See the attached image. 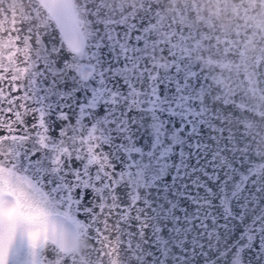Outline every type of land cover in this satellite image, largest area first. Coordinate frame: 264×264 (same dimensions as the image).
<instances>
[{
  "label": "water",
  "instance_id": "obj_1",
  "mask_svg": "<svg viewBox=\"0 0 264 264\" xmlns=\"http://www.w3.org/2000/svg\"><path fill=\"white\" fill-rule=\"evenodd\" d=\"M69 4L77 49L42 0H0V67L27 68L54 139L91 135L111 170L94 174V222L58 205L77 237L49 238L55 264H264V0ZM16 159L0 156V196L23 209L41 191Z\"/></svg>",
  "mask_w": 264,
  "mask_h": 264
},
{
  "label": "snow or ice",
  "instance_id": "obj_2",
  "mask_svg": "<svg viewBox=\"0 0 264 264\" xmlns=\"http://www.w3.org/2000/svg\"><path fill=\"white\" fill-rule=\"evenodd\" d=\"M53 11L63 18L62 28L69 39L78 43L70 12L59 3L54 4ZM4 34L11 37L8 43L12 46L20 45L23 40L14 29L6 30ZM64 59H67V53L61 52V61ZM23 72L25 75L17 78L11 75V69L5 72L0 67V156L9 151L14 153L17 164L31 175L41 195L23 209L9 208L0 200V264H14V261L15 264H55L59 257L55 243L49 242V233L62 230L57 219L58 205L74 208L76 217L82 218L78 220L87 221L92 216L91 212L85 213L92 207L94 199V174L100 175L97 169L111 170L91 135L82 136L67 146L54 139L59 137L61 125L47 124L43 109L29 106L34 97L26 84L28 69ZM94 157L99 160L98 164ZM86 164L88 168H85ZM5 179L0 173V184ZM100 183L103 179L96 181L97 185ZM92 219L94 222L95 217ZM104 226H107L106 220L102 225L90 228L94 243H100ZM25 253L29 257L27 260L23 258Z\"/></svg>",
  "mask_w": 264,
  "mask_h": 264
},
{
  "label": "rangeland",
  "instance_id": "obj_3",
  "mask_svg": "<svg viewBox=\"0 0 264 264\" xmlns=\"http://www.w3.org/2000/svg\"><path fill=\"white\" fill-rule=\"evenodd\" d=\"M42 1L48 7V9L51 11V13L55 16V18L59 22L61 28L63 26V18L58 17L56 15V13L53 11L54 4L59 3V5L61 7L65 8L68 12H70L71 19H72L73 15H72L70 4H69L68 0H42ZM72 22H73V19H72ZM73 25H74V31H75L76 35L79 37L77 30H76V27H75V24L73 23ZM62 30H63V28H62ZM63 32H64L66 40L70 43V45L72 47L76 48L80 42V38H79V42L77 43L76 41L69 39V36H68L66 31L63 30ZM84 72L85 71L83 70V73ZM0 200L5 202V204L9 208L16 209L14 201L10 196L2 195V196H0ZM57 219L59 220L60 224L62 225V230L50 232L49 238L56 241L62 248H67V247L71 246L73 241H74L75 231L73 230V227L68 222H66L63 218L58 216Z\"/></svg>",
  "mask_w": 264,
  "mask_h": 264
},
{
  "label": "flooded vegetation",
  "instance_id": "obj_4",
  "mask_svg": "<svg viewBox=\"0 0 264 264\" xmlns=\"http://www.w3.org/2000/svg\"><path fill=\"white\" fill-rule=\"evenodd\" d=\"M3 40V39H2ZM1 50H2V53H4V40L3 42L1 43ZM146 62V61H145ZM155 64V60H154V56H152V59H151V66H154ZM85 73H87L89 71V68H85ZM74 229V228H73Z\"/></svg>",
  "mask_w": 264,
  "mask_h": 264
}]
</instances>
